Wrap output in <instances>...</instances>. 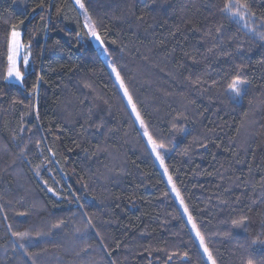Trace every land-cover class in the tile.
Returning <instances> with one entry per match:
<instances>
[{
  "label": "trees",
  "instance_id": "trees-1",
  "mask_svg": "<svg viewBox=\"0 0 264 264\" xmlns=\"http://www.w3.org/2000/svg\"><path fill=\"white\" fill-rule=\"evenodd\" d=\"M83 2L217 264H264V0ZM0 264H208L74 0H0Z\"/></svg>",
  "mask_w": 264,
  "mask_h": 264
},
{
  "label": "snow or ice",
  "instance_id": "snow-or-ice-1",
  "mask_svg": "<svg viewBox=\"0 0 264 264\" xmlns=\"http://www.w3.org/2000/svg\"><path fill=\"white\" fill-rule=\"evenodd\" d=\"M76 3L79 5L81 9H84L85 12V24L84 28L86 31V34L92 38H94L96 41L99 42L100 46L103 48V51L106 55L110 56V53H108L107 47L104 45V39L100 35L97 25L94 21L91 20V17L87 15V7L83 0H76ZM222 13H225L229 19H231L234 16L239 17L241 20H245V26L249 28V31L255 32V28L252 27V24L255 23L253 20V17H255V13L250 12L249 5L247 4L246 0H225V3L223 7L220 9ZM248 21H251L252 23L249 24ZM261 27H264V24H261ZM260 38L264 39V33H260ZM21 34L17 31H15V26H13V30L11 31L10 38L8 41V77H12L13 75L18 80H23L24 78V72L20 70V67H18V58L20 57L21 49L23 48L25 52H28L29 45H24L22 40L20 39ZM30 44V42H29ZM23 66L27 67L29 64V58L28 55H24L22 59ZM109 67L111 68V71L115 74L116 80L119 81L120 88L123 90L124 97L127 98V102L129 105H131L132 112L135 113L136 120L139 121L140 127L143 129V135L147 137V143L151 148L152 153L155 154L156 158L163 164L164 157L161 154V150L165 149V145L162 142H157L156 139L152 136L150 133L148 126L145 122V120L142 118L140 111L137 108V105L134 101L133 95L131 94L128 86L125 83V80L123 76L121 75V71L117 68L115 64H112L111 61H109ZM243 80L239 76H235L232 78V81L228 85V90L231 91L234 94V98H238L242 95V87ZM168 169L165 167V173H167ZM169 182L172 183V177L169 176ZM172 191L177 194V197L180 200L181 205L184 207V211L187 213L188 208L185 204L183 197L179 194V189L176 188L175 184L172 186ZM83 206H81L82 208ZM189 222L192 223L193 229L196 231V235L199 239L200 245L203 249L204 254L207 256V259L211 262V264H217L216 258L213 255V252L211 251L210 247L208 246L206 242L205 236L201 233L199 227H197L194 218L189 213L188 215ZM246 217H241L240 220H233V224H239L243 220H245ZM91 226V225H90ZM16 236H24L26 233H14ZM23 247V245H21ZM185 256H187V253H185ZM251 264V262H250Z\"/></svg>",
  "mask_w": 264,
  "mask_h": 264
},
{
  "label": "rangeland",
  "instance_id": "rangeland-1",
  "mask_svg": "<svg viewBox=\"0 0 264 264\" xmlns=\"http://www.w3.org/2000/svg\"><path fill=\"white\" fill-rule=\"evenodd\" d=\"M74 2H75V4L78 6V8L80 9V11H81V13H82V15H83L84 24H85V12H84V9H81V8L79 7V5L76 3V0H74ZM233 18H235L238 22H240L241 24H243V25L245 26V20H241V19H240L239 17H237V16H234ZM253 20H254V19H253ZM248 23L251 24L252 22H251V21H248ZM245 27H246V26H245ZM252 27H253V24H252ZM246 28H248V27H246ZM17 32H19V31H17ZM19 33L21 34V32H19ZM21 37H22V35L20 36V39H21ZM87 38H89V40H91V42H92V43L98 48L99 53L101 54V56H102L103 59L105 60V62H106V64H107V66H108L110 72L112 73V75L114 76V78H115V80H116L115 74L111 71V68L109 67V61H111L110 57L104 53L103 48L100 46V44H99L98 41H96L94 38H92V37H90V36H88V35H87ZM24 55H26V54H25V52H24V49L22 48V49H21V53H20V57L18 58V67H19L20 62L22 61ZM111 63H112V62H111ZM7 77H8V75H7ZM8 80L11 81V82H14V83L21 84V80H18L14 75H13L12 77H8ZM116 82H117V84H118V86H119V88H120L119 81L116 80ZM120 90H121V92H122V94H123V90H122L121 88H120ZM123 96H124V95H123ZM124 98H125V100H126V103H127L128 107L130 108V110H131V112H132L131 105L128 104V102H127V98H126V97H124ZM132 114H133V116H134V119H135V122H136L137 126L140 128V130H141V132H142V136L144 137V139H145V141H146V143H147V137H145V136L143 135V129L140 127L139 121L136 120L135 113L132 112ZM147 146L149 147V149H150V151H151V148H150V146L148 145V143H147ZM151 153H152V151H151ZM161 154H162L163 157H164V153H163L162 150H161ZM152 155H153L154 160L156 161L158 167L160 168V170H161V172H162L164 178L166 179V181H167V183H168V187L170 188L171 193H172L174 199L176 200L177 204L179 205V207H180V209H181V211H182V213H183V215H184L186 221L188 222V224H189L191 230L193 231V234H194L196 240H197L198 243H199V246H200V248H201V250H202V253L204 254L203 249H202V247H201V245H200L199 239H198V237H197V235H196V231L193 229L192 223L189 222V219H188L189 212L186 213V212L184 211V207L181 205L180 200H179V198L177 197V194H176L175 192L172 191V186H173L174 183H173V181H172V183L169 182V176H170V175H169L168 171H167V173H165V167H166V166H165L164 162H163V164H162V163L156 158V156H155L154 153H152ZM204 256H205V258H206V260H207V263H208V264H211V262L207 259V256H206L205 254H204Z\"/></svg>",
  "mask_w": 264,
  "mask_h": 264
}]
</instances>
